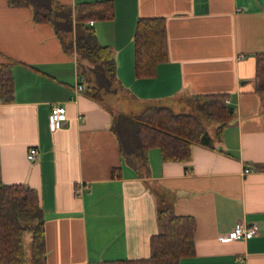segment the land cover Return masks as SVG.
I'll use <instances>...</instances> for the list:
<instances>
[{
    "label": "crops",
    "instance_id": "obj_1",
    "mask_svg": "<svg viewBox=\"0 0 264 264\" xmlns=\"http://www.w3.org/2000/svg\"><path fill=\"white\" fill-rule=\"evenodd\" d=\"M58 1L75 12L93 0ZM113 1L114 17L91 24L116 58V89L101 103L85 92L75 26L62 37L32 7L0 0V62L11 61L15 85L14 99L0 101L2 180L39 191L46 264L146 257L165 207L196 220L195 253L180 264H264V93L254 87L264 0ZM140 16L166 19L168 59L152 77L135 73ZM215 92L228 93L235 115L221 137L215 123L211 146L193 144L187 161L165 160L158 148L146 160L122 154L113 128L121 96L143 109L195 112ZM54 104L65 105L67 119L51 130ZM238 222L257 223L258 233L226 239Z\"/></svg>",
    "mask_w": 264,
    "mask_h": 264
},
{
    "label": "trees",
    "instance_id": "obj_2",
    "mask_svg": "<svg viewBox=\"0 0 264 264\" xmlns=\"http://www.w3.org/2000/svg\"><path fill=\"white\" fill-rule=\"evenodd\" d=\"M12 6H30L36 21L52 22L56 32H71L75 26V47L80 56L85 92L104 103V94L116 89V58L109 44H102L90 20L114 17L113 0L80 2L75 7L58 0H8ZM75 13V15H74ZM75 19V20H73ZM135 73L152 77L159 63L168 59L167 26L164 16H140L134 32ZM255 90L264 93V50L256 52ZM85 59V62H83ZM15 85L11 61L0 62V101L14 99ZM227 92L207 94L195 112H175L167 105H150L135 115L113 112V128L122 154H136L146 160L151 148H158L165 160L187 161L192 145L211 146L206 121L218 122L221 137L224 125L235 115L226 102ZM162 230L150 238L146 257L102 259L90 264H180L195 253L196 220L165 207L158 211ZM31 231V264H46L45 214L39 191L25 182L6 183L0 164V264H28L25 233Z\"/></svg>",
    "mask_w": 264,
    "mask_h": 264
},
{
    "label": "built area",
    "instance_id": "obj_3",
    "mask_svg": "<svg viewBox=\"0 0 264 264\" xmlns=\"http://www.w3.org/2000/svg\"><path fill=\"white\" fill-rule=\"evenodd\" d=\"M90 24H93V20H90ZM244 56V54H241ZM78 90L83 89L82 84L77 85ZM226 102L228 103L229 100L226 99ZM67 119V112L66 107L63 104H54L51 107V112L49 115V125L51 130H56L57 128L61 127L65 120ZM37 153V148L35 146L31 147L29 149V152L27 154V157L30 160L35 159ZM252 170V168L246 167L244 168V171L248 172ZM258 233V224L252 223L250 225H247L242 222H238L227 234L224 235L226 239H239L246 236L254 235Z\"/></svg>",
    "mask_w": 264,
    "mask_h": 264
},
{
    "label": "rangeland",
    "instance_id": "obj_4",
    "mask_svg": "<svg viewBox=\"0 0 264 264\" xmlns=\"http://www.w3.org/2000/svg\"><path fill=\"white\" fill-rule=\"evenodd\" d=\"M120 101L123 105V112L124 114H128V115H133V113H139L143 108H140V106L137 105H131L129 102L128 103V98H126V100L124 99L123 96L120 97ZM128 103V104H127ZM143 107V106H142ZM175 110H177V108H174ZM119 110V109H118ZM215 121H206V127L208 129V131H212L214 130L215 127ZM31 238H32V233L31 231H26L25 233V242H26V252H27V259H28V264H31L32 262V253H31Z\"/></svg>",
    "mask_w": 264,
    "mask_h": 264
}]
</instances>
